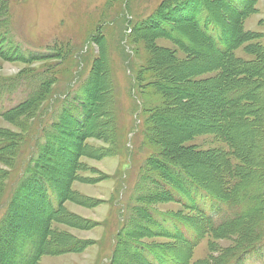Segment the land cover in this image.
Masks as SVG:
<instances>
[{"label": "rangeland", "instance_id": "rangeland-1", "mask_svg": "<svg viewBox=\"0 0 264 264\" xmlns=\"http://www.w3.org/2000/svg\"><path fill=\"white\" fill-rule=\"evenodd\" d=\"M233 1L0 0V86H13L0 98L2 264L35 259L40 234L37 264H148L151 252L160 264H221L264 235V211L253 215L264 203V0ZM209 20L235 38L226 72L202 31ZM247 63L260 67L261 86L225 127L214 94L226 77L238 86L229 68ZM78 99L92 102L88 128L65 113L64 132L47 137ZM163 161L232 200L230 223L204 224L171 201L166 187L179 188V176ZM176 219L201 230L195 245ZM239 264H264V246Z\"/></svg>", "mask_w": 264, "mask_h": 264}, {"label": "trees", "instance_id": "trees-1", "mask_svg": "<svg viewBox=\"0 0 264 264\" xmlns=\"http://www.w3.org/2000/svg\"><path fill=\"white\" fill-rule=\"evenodd\" d=\"M245 2H243L242 5H246L247 3H249V0H244ZM233 5L238 6L240 4L239 1H233L232 2ZM248 6V5H247ZM169 14H172L171 12H169ZM209 17V16H208ZM156 22V21H155ZM155 23H153L154 25ZM163 27V26H162ZM202 31L205 35H207V39L211 42V44L217 49L218 48L221 49L220 53L222 54L223 58L225 59L223 63H220V66H223V71L226 72V68H228L229 61H230V52L233 49L232 44L235 41V38H230V37H224V35L217 29L216 24L212 21L209 20L207 24H204L202 26ZM220 32V33H219ZM222 34V35H221ZM222 36V37H220ZM230 38V39H228ZM175 60V59H174ZM176 61V60H175ZM176 63L178 64V66H184L183 63H178L176 61ZM259 66L258 65H253L250 63L247 64H242L239 65L237 67H234L232 69L229 68V72L232 73V78H236L239 77L240 79H238L236 82V84L238 86H235V82L232 80H229L227 77L223 80V88L222 90L217 89L216 94H214L216 97H218L219 95L222 96L223 98V105H224V109L222 108V111H224V115L225 116H229V120L228 122H224V126L225 127H232L233 128V123L238 121V117H235L236 115H241L242 113H244V108H246V104H244L245 99L249 98L252 93L256 90V87L259 85L261 86V80L263 79H259ZM228 70V69H227ZM251 77L255 79L256 84L254 86L251 85L250 80ZM221 77L219 76L218 79H220ZM190 79V77H189ZM218 79H211L207 78L208 82L211 81L212 83H216L218 81ZM14 81H19V82H23L17 79H13ZM14 81H9V82H13L16 83ZM203 83H200V88H202L204 86ZM8 84H5L3 86H0V98L2 99L5 95L9 94V88H12L13 86L9 85L8 88H4L6 87ZM198 85V84H197ZM196 85V86H197ZM188 90H191L190 88H187ZM185 89V90H187ZM189 102V100H184V103L187 104ZM22 104V103H21ZM91 104L92 102H88L87 99L82 100V99H78L75 101L74 104H72L71 106H64V110L63 113L60 115L59 118H57L53 123H54V127L51 128L49 130V132H47V137L49 133H52V137L55 134L56 131H58V129H62V131L64 132V128L63 126L64 124V116H66L65 113H68L67 116H69L71 119L74 118H79L81 119V122L79 123L81 125V128H88V123L85 124V119H87V115L89 114V112L91 111ZM244 105L243 107L239 108V110L237 111L235 109L236 105ZM19 105V103H18ZM74 105H76V107H74ZM246 106V107H245ZM19 108V107H18ZM17 108V109H18ZM2 106L0 105V113H2L3 111ZM9 113V112H6ZM5 114V113H4ZM233 116V117H232ZM234 118V120H233ZM84 120V121H83ZM227 121V120H226ZM233 121V122H232ZM232 122V123H231ZM229 128L228 130L232 129ZM222 131V135L227 139L228 141H232L230 139V137H228L226 135V129L221 128ZM88 130V129H86ZM57 133V132H56ZM56 135V134H55ZM64 137L62 136L59 139H54V141L57 143V141H61L63 140ZM47 143L50 142H46ZM71 154L74 158V156L77 154V151H71ZM159 166V164H158ZM161 168L164 169L165 171H172L174 169V171H176L178 173L179 179V185L180 187H176V188H172L170 186L166 187V192L168 193V197H170L169 199L171 201H175L181 205H183V207H188V209H193L195 212H197L201 217V220L203 221L204 224L207 225H214L212 223H214L215 221H219L222 220L223 224H225L226 222L231 221V217L233 216L230 214H226L228 209H232L233 203L232 200H230L229 198L226 200H220L217 199L215 196H213L214 194L211 193V191L207 190V188H205L203 185H201L198 181H196V177H191L187 171H185L184 169L179 168L178 166H174V164H170V162H165L163 161L160 164ZM264 185V183H263ZM184 190V194H181V190ZM44 190L46 191V189L44 188ZM48 191V190H47ZM46 191V192H47ZM165 192V193H166ZM232 191L227 192L229 195H231ZM50 193H52L50 191ZM48 194V193H47ZM190 200H189V198ZM50 200V202H49ZM48 203L55 207V203L56 201L53 199L52 196L49 197ZM179 222H175V225L177 227H180V231H181V236L184 242L189 243L190 245H195V236L198 237L197 239H199V234L198 232L201 231L200 229L197 231L195 230V234L191 233L189 231V229L184 225L185 222L180 221V219H176ZM181 222V223H180ZM227 223V225L229 224ZM224 227V226H223ZM222 227V228H223ZM242 227H245L244 225H242ZM219 227L216 228H212L210 231L212 230H216ZM11 230V234L12 238L10 239V244H11V249L10 250H16L18 247V244H16L17 241V235H18V230L16 229V227L13 225ZM217 231V230H216ZM42 234H40V238H41V242L39 241V246L37 247L38 251L39 248H42V244H43V252L46 253V242L44 240V238H42L41 236ZM261 237L259 239H254V240H249L248 244L245 245L244 247H239L236 251L235 254L236 257L232 260L231 257H227L224 258L223 262L221 264H239V262L241 261V263L245 260V258H249L252 256V254L257 253V251H259V249L264 246V235H260ZM21 239V238H20ZM19 239V240H20ZM9 242V241H8ZM5 244V243H4ZM37 249L34 250L32 252V255L35 256V259L29 257L27 262H25L24 264H37L38 259V253ZM47 254V253H46ZM146 260V261H145ZM144 260V262H149L148 264H160V262L158 261V256L156 252H151V255L149 257H146ZM2 262H4L3 260L0 259V264H2Z\"/></svg>", "mask_w": 264, "mask_h": 264}, {"label": "bare ground", "instance_id": "bare-ground-1", "mask_svg": "<svg viewBox=\"0 0 264 264\" xmlns=\"http://www.w3.org/2000/svg\"><path fill=\"white\" fill-rule=\"evenodd\" d=\"M148 22H149V21H148ZM185 25H186V24H185ZM188 25H189V24H188ZM184 27H185V26H184ZM184 27H183V28H184ZM186 27H188V30L191 32L192 29L190 30V28H192V27H191L190 25H189V26H186ZM186 27H185V28H186ZM185 28H184V29H185ZM186 29H187V28H186ZM189 31H188V32H189ZM194 34H195V33H194ZM198 42H199V41H198ZM202 43H203V42H202ZM194 44H196V43H194ZM194 44H193V45H194ZM196 45H197V44H196ZM191 46H192V45H191ZM191 46H190V48H191ZM199 46H200V42H199ZM199 46L196 47L197 50H199V49L201 50V47H199ZM192 47H193V46H192ZM193 48L195 49V47H193ZM193 48H192V49H193ZM203 49H204V48H203ZM205 49H206V48H205ZM212 53H213V52H212ZM214 63H215V62H214ZM215 64H216V63H215ZM217 64H218V63H217ZM195 66H197V65H195ZM211 66H212V64H211ZM198 67H199V65H198ZM195 69H196V68H195ZM195 69H194V70H195ZM199 70H200V69H198L197 71H199ZM194 73H195V72H194ZM208 91H209V89H208ZM210 91H211V90H210ZM191 96H192V95H191ZM193 96H194V95H193ZM206 97H207V95H206ZM25 110H27V109H25ZM22 113H23V112H22ZM20 115H21V114H20ZM14 116H15V115H14ZM167 122H168V121H167ZM203 122H204V121H203ZM94 123H95V122H94ZM206 125H207V124H206ZM84 152H85V151H84ZM185 164H186V163H185ZM189 164H190V163H189ZM8 168H9V167H8ZM57 170H58V169H57ZM194 172H195V171H194ZM254 210H255V209H254ZM262 210L264 211V203H262V201H259V203H258V205H257V209L254 211L255 214H253V215L256 216L255 218L259 217V214H258V213H259V211H262Z\"/></svg>", "mask_w": 264, "mask_h": 264}]
</instances>
